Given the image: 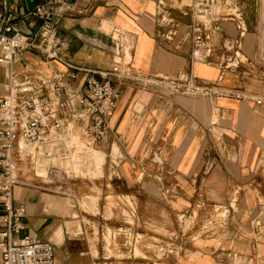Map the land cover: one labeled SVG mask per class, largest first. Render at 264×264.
Wrapping results in <instances>:
<instances>
[{
	"label": "crops",
	"instance_id": "obj_1",
	"mask_svg": "<svg viewBox=\"0 0 264 264\" xmlns=\"http://www.w3.org/2000/svg\"><path fill=\"white\" fill-rule=\"evenodd\" d=\"M41 4L0 0V17L8 13L31 33L41 21L30 14ZM162 4L171 27L157 25V0H66L52 8L80 69L73 88L80 91L91 74L107 75L119 93L101 143L106 182L117 181L118 221L108 219L107 203L97 215L80 211L71 190L44 176L32 184L22 172L13 189L24 217L11 240L49 242L54 264H264V103L183 96L161 83L190 75L199 84L264 98V69L254 66L257 31L240 39L235 23H223L210 62L191 64V0ZM234 53L241 62L225 69ZM12 70L19 81L68 71L34 52L16 57ZM3 72L0 66V96ZM73 128L76 151L65 158V170L100 169L104 155L87 148ZM44 164L34 163L39 171Z\"/></svg>",
	"mask_w": 264,
	"mask_h": 264
},
{
	"label": "built area",
	"instance_id": "obj_2",
	"mask_svg": "<svg viewBox=\"0 0 264 264\" xmlns=\"http://www.w3.org/2000/svg\"><path fill=\"white\" fill-rule=\"evenodd\" d=\"M65 2L43 0V4L30 14L41 21L37 30L31 33L22 32L8 13L0 17V66L4 68L3 94L0 96V244L3 245L0 264H54L49 242L27 236L19 242L11 240L12 235L23 230L21 221L24 217L23 210L13 201V189L20 183L14 159L30 163L35 176L67 180L72 173H61L59 164L72 153V127L81 131L90 146L101 144L119 98L107 75H100L98 79L91 74L80 91L73 88L72 81L77 80L80 69L72 65L71 54L58 35L56 16L52 11L55 5ZM162 3L163 0H157V25L171 27L173 22ZM256 7L259 43L254 66L263 72L264 0H256ZM189 15L187 37L191 64L210 62L216 41L222 35L223 23H235L240 39L247 32L246 18L238 0H191ZM235 44L239 45L238 42ZM26 52L58 62L68 71L19 81L12 66L14 59ZM238 56L234 53L225 69L237 67L241 62ZM261 77L264 78V73ZM161 83L168 91L183 96L231 97L253 101L257 106L264 103L263 97L221 90L208 83L199 84L190 75ZM36 161L47 165L44 172L36 169ZM255 226H260L259 221Z\"/></svg>",
	"mask_w": 264,
	"mask_h": 264
},
{
	"label": "rangeland",
	"instance_id": "obj_3",
	"mask_svg": "<svg viewBox=\"0 0 264 264\" xmlns=\"http://www.w3.org/2000/svg\"><path fill=\"white\" fill-rule=\"evenodd\" d=\"M238 3H239V7H240L243 15L246 18L247 31L252 32L253 34L254 33L256 34V31H257L256 30V24H257L256 0H238ZM73 130H78V129L73 128ZM78 131H79V138H80L81 142H83V144L86 145L87 148H90L91 150H94L96 152H100L104 155L101 168L95 169L93 167H90V168H88L89 172H83V173L79 172V171L75 172V171H71V170H70V172H67L65 170V167H64L65 161L67 162V160L64 159L62 161L63 164L61 163V166L59 165V168L61 170L60 172L61 173H64V172L65 173L66 172L72 173V175L70 174L69 177L67 176L68 177L67 180L64 178L65 179L64 181L57 180V179H55V180L54 179H48V180L51 181V184L53 182L54 183L57 182L58 185H62L64 188L71 190L72 195H74L76 201H78V204L80 206V211L89 210L93 215H97L98 213H100V206H102V202H103V204L107 203L108 204L107 211L109 213L107 215L108 219L113 220V221H118L119 216H118L117 211H119V207L117 205L118 204L117 196L114 193V190H116L115 186L117 184V181L115 180V181L110 182V183L106 182V168H107V164H108L107 163V152H105L106 146L103 144L90 146L89 144L86 143L87 141L83 138L81 131L80 130H78ZM72 146H75V145L72 144ZM72 151L75 152L76 150L73 149ZM113 153L115 154L116 150H114ZM82 156H84V155H82ZM14 161H15V164L17 165V168H18V174L20 175V173L22 174V172H24V174L29 175V178L31 179L29 181L32 184H39L40 180H43L42 177L33 175V171H32L33 167L30 163H28V162L20 163V161H18L17 158H15ZM46 166L47 165H45L44 168H46ZM41 171L42 170H40V172ZM105 188L110 191V193L107 195L108 198H107V196H102L103 195L102 190ZM105 197H106V199H105ZM133 200L137 203L136 199H133ZM137 205H138V203H137ZM157 264H159V263H157ZM161 264H163V263H161Z\"/></svg>",
	"mask_w": 264,
	"mask_h": 264
},
{
	"label": "bare ground",
	"instance_id": "obj_4",
	"mask_svg": "<svg viewBox=\"0 0 264 264\" xmlns=\"http://www.w3.org/2000/svg\"><path fill=\"white\" fill-rule=\"evenodd\" d=\"M188 1H189V0H188ZM76 136H77V135H76ZM76 136H75V137H76ZM72 138H73V137H72ZM72 142H73V141H72ZM74 142H75V141H74ZM95 153H96V152H95ZM97 153H98V152H97ZM91 154H92V153H91ZM93 155H94V154H93ZM93 155H91V156H93ZM95 155H96V154H95ZM95 155H94V157L97 156V155H96V156H95ZM78 156H80V155H78ZM100 157H102V155H101ZM75 158H78V157L76 156V157H74V159H75ZM91 158H92V157H91ZM98 158H99V157H98ZM95 159H97V158H95ZM76 161H77V159H76ZM77 162H78V161H77ZM95 162H97V161H95ZM42 163H43V162H42ZM72 163H73V162H72ZM78 163H79V162H78ZM68 164H69V163H68ZM76 164H77V163H76ZM98 164H99V163H98ZM42 165H43V164H42ZM44 165H45V164H44ZM74 165H75V164H74ZM84 165H85V164H84ZM36 166H37V165H36ZM68 166H69V165H68ZM75 166H76V165H75ZM77 166H78V164H77ZM87 166H88V165H87ZM93 166H94V165H93ZM36 168H38V166H37ZM76 169H77V168H76ZM41 170H42V169H41ZM43 170H44V169H43ZM43 170H42V171H43ZM78 170H79V169H78ZM71 171H73V170H71Z\"/></svg>",
	"mask_w": 264,
	"mask_h": 264
}]
</instances>
